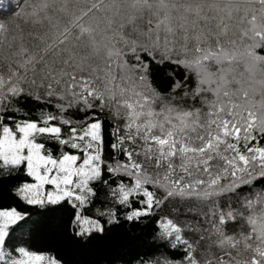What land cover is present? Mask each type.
<instances>
[{"label":"snow or ice","instance_id":"1","mask_svg":"<svg viewBox=\"0 0 264 264\" xmlns=\"http://www.w3.org/2000/svg\"><path fill=\"white\" fill-rule=\"evenodd\" d=\"M2 181L0 264H264V0H0Z\"/></svg>","mask_w":264,"mask_h":264},{"label":"trees","instance_id":"2","mask_svg":"<svg viewBox=\"0 0 264 264\" xmlns=\"http://www.w3.org/2000/svg\"><path fill=\"white\" fill-rule=\"evenodd\" d=\"M13 181H2L0 182V206L10 205L15 202V198L11 196L9 192L10 185ZM154 225H142L139 229H134L135 235L140 236L141 242L137 244L136 251L141 253H147L149 255L154 254L156 249L153 247V241L151 231ZM125 238V232L123 229H118L113 233V239L118 241ZM51 237L46 233H42L37 237L35 243L37 245H44L51 243ZM67 255L70 259L76 262L98 260L106 257L110 253V248L105 245H98L89 250H66Z\"/></svg>","mask_w":264,"mask_h":264}]
</instances>
